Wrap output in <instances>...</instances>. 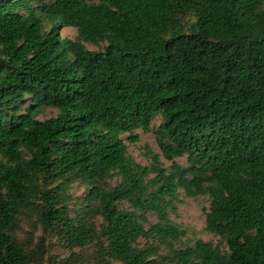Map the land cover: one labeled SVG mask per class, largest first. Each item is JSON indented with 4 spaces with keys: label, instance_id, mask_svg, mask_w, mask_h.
<instances>
[{
    "label": "trees",
    "instance_id": "trees-1",
    "mask_svg": "<svg viewBox=\"0 0 264 264\" xmlns=\"http://www.w3.org/2000/svg\"><path fill=\"white\" fill-rule=\"evenodd\" d=\"M157 116L170 169L123 138ZM179 189L226 249L174 246ZM52 235L105 264H264V0H0V264H43Z\"/></svg>",
    "mask_w": 264,
    "mask_h": 264
},
{
    "label": "rangeland",
    "instance_id": "rangeland-1",
    "mask_svg": "<svg viewBox=\"0 0 264 264\" xmlns=\"http://www.w3.org/2000/svg\"><path fill=\"white\" fill-rule=\"evenodd\" d=\"M195 18L192 17L191 21L185 20V23L189 27L191 22H194ZM53 24L46 22L45 28L50 30ZM187 27V28H188ZM61 38L69 40L78 39V31L72 27H59ZM86 47L91 51L103 50L105 44L95 45L91 43H85ZM58 111L52 108L44 109L39 115V118L49 119L56 117ZM162 123V117L157 116L151 125V130L146 132L142 129L133 131V135L137 137V140L131 142L127 139L129 134L123 135L125 144L127 146L128 156L133 158L141 166H150L152 163V152L159 154L161 161L165 164V168L170 169L172 162L167 161L158 146L156 130ZM149 151H152L151 153ZM177 163L184 167H188L187 157L176 159ZM154 177V175H151ZM121 176H116L110 180L112 186H116L120 183ZM67 193L71 197L68 206L71 211L72 217L75 216L74 209L76 208L73 202L82 199L86 193V186L80 182H74L70 185ZM121 209H132L130 204L123 202L119 204ZM210 209V198L208 196H199L197 198L187 197L184 190L179 189L176 199L173 200V207L168 211L169 217L174 224H176L181 230L184 231V236L178 241L174 242V246L177 249L194 246L197 240H203L206 242H212L215 245H220L222 249H226L225 242L217 235H214L207 231L206 227V213ZM148 219L152 223L158 222V217L152 212L146 213ZM23 231L19 233L21 238H24L26 233L31 230L30 223L25 222L22 224ZM37 235L40 237L41 232L37 231ZM46 256L43 264H105L108 261L106 258L101 257L99 247H89L86 249H71L67 247L61 239L56 235H52L46 238ZM163 250V249H162ZM163 254H167V248L162 251Z\"/></svg>",
    "mask_w": 264,
    "mask_h": 264
}]
</instances>
